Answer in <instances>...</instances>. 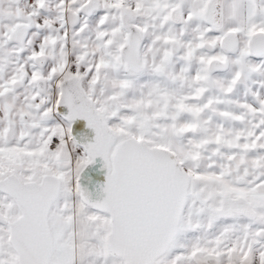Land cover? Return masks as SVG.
<instances>
[{"label":"snow or ice","instance_id":"6c2138e0","mask_svg":"<svg viewBox=\"0 0 264 264\" xmlns=\"http://www.w3.org/2000/svg\"><path fill=\"white\" fill-rule=\"evenodd\" d=\"M0 264H264V0H0Z\"/></svg>","mask_w":264,"mask_h":264},{"label":"water","instance_id":"95a60500","mask_svg":"<svg viewBox=\"0 0 264 264\" xmlns=\"http://www.w3.org/2000/svg\"><path fill=\"white\" fill-rule=\"evenodd\" d=\"M97 167H99V165L90 166L89 169L85 170L81 179L82 186L93 190L95 184L102 182V176H100L99 173L95 171Z\"/></svg>","mask_w":264,"mask_h":264}]
</instances>
